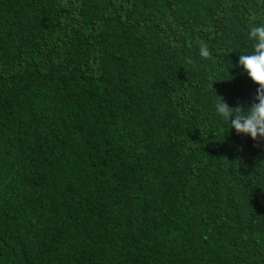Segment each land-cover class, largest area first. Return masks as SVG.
Wrapping results in <instances>:
<instances>
[{
	"label": "trees",
	"instance_id": "16d2710c",
	"mask_svg": "<svg viewBox=\"0 0 264 264\" xmlns=\"http://www.w3.org/2000/svg\"><path fill=\"white\" fill-rule=\"evenodd\" d=\"M259 24L264 0H0V264H264V142L214 115L256 102Z\"/></svg>",
	"mask_w": 264,
	"mask_h": 264
},
{
	"label": "clouds",
	"instance_id": "9594fccd",
	"mask_svg": "<svg viewBox=\"0 0 264 264\" xmlns=\"http://www.w3.org/2000/svg\"><path fill=\"white\" fill-rule=\"evenodd\" d=\"M246 35L251 50L240 54L238 63L233 67L240 68L241 74H246L254 84L258 85L256 102L250 106L230 107L221 97L214 105V115L229 130L234 129L237 135L264 142V24L250 25ZM199 56L201 58L210 56L206 44H200Z\"/></svg>",
	"mask_w": 264,
	"mask_h": 264
}]
</instances>
